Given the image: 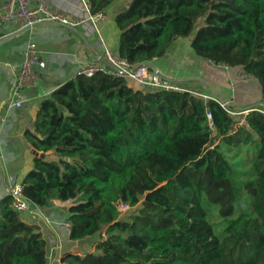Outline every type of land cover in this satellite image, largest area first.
Instances as JSON below:
<instances>
[{"label":"trees","instance_id":"obj_1","mask_svg":"<svg viewBox=\"0 0 264 264\" xmlns=\"http://www.w3.org/2000/svg\"><path fill=\"white\" fill-rule=\"evenodd\" d=\"M118 1L90 0L105 14ZM113 20L116 52L129 63H155L195 32L197 56L241 68L264 96V0H131ZM25 135L52 152L23 176L26 199L39 208L71 202L70 240L94 246L65 263L264 264L261 111L232 115L212 97L77 75L40 103ZM237 154L251 173L238 170ZM120 205L133 215L122 218ZM213 209L223 215L219 232ZM47 249L11 196L0 198V264H48Z\"/></svg>","mask_w":264,"mask_h":264},{"label":"crops","instance_id":"obj_2","mask_svg":"<svg viewBox=\"0 0 264 264\" xmlns=\"http://www.w3.org/2000/svg\"><path fill=\"white\" fill-rule=\"evenodd\" d=\"M130 1H118L115 7L108 10L106 19L98 24L99 32L93 31L87 35V31L82 27L60 24L38 25L18 31L14 22L1 16L10 0H0V198L9 195L11 185L21 183L23 176L32 169L33 160L38 157L35 151L44 154V157L52 158L51 151L43 153L31 146L26 138V131L33 129L40 103L76 77L82 64L104 63L105 46L116 52L119 31L113 18L117 10ZM47 4L51 9L71 16L81 11L80 0H47ZM31 5H35L34 1ZM29 41L35 42L39 48V84L26 92L27 100L21 108H10L7 100L22 61L23 50ZM160 61L161 59L156 60L154 64L157 65ZM210 63L204 64L203 78L198 79L204 86V94L225 102L239 114L246 115L252 109L264 113L263 93L260 86L252 84L253 79L250 83L240 82L239 76L244 73L241 68L230 67L226 71ZM156 69L161 76L177 81L185 88L187 85L189 87V82L197 80L184 78L183 75L182 79L164 75L159 65ZM193 87L196 85L193 84ZM71 204L54 201L51 207H35L32 211L20 215L24 222L35 224L42 231L48 245V264H67L63 261L64 256L77 253L83 245L85 248V244L87 249L89 245L90 249L94 248L87 242L70 240V230L64 222L68 221V209Z\"/></svg>","mask_w":264,"mask_h":264},{"label":"built area","instance_id":"obj_3","mask_svg":"<svg viewBox=\"0 0 264 264\" xmlns=\"http://www.w3.org/2000/svg\"><path fill=\"white\" fill-rule=\"evenodd\" d=\"M33 1L35 5L32 6ZM80 3V13L71 16L51 9L47 0H10L8 6L3 9L4 12H1V16L14 22L18 31L34 28L38 25L60 24L68 27H82L87 31V35L93 31L99 32L98 24L106 19V14L103 11L94 12L90 0H80ZM103 56L107 64L84 63L81 65L78 75L92 77L96 74H104L113 78L127 77L135 82L138 87L146 88L151 94H156L159 91L190 92L181 83L159 75L150 63L138 65L129 63L107 46L103 49ZM39 64L38 45L29 41L23 50L22 61L16 71L15 81L7 100V105L10 108H21L27 100L26 92L38 86L37 67ZM218 67L226 71L230 69L226 64L218 65ZM251 80L252 78L245 73H241L239 76L240 82L250 83ZM230 113L232 115L237 114L236 112ZM208 117L211 119L210 114ZM9 195L12 198L13 209L20 215L30 212L36 207L26 199L21 183H13ZM128 207L127 205H120V211H125ZM64 225L71 231L69 221L64 222Z\"/></svg>","mask_w":264,"mask_h":264},{"label":"rangeland","instance_id":"obj_4","mask_svg":"<svg viewBox=\"0 0 264 264\" xmlns=\"http://www.w3.org/2000/svg\"><path fill=\"white\" fill-rule=\"evenodd\" d=\"M202 25H203V19L197 21L195 32ZM195 32H193V34L189 38H179V39L175 40L172 43L171 47L169 48V51H170L169 54L166 57L163 56L161 61L159 62V64L156 65V64L152 63L154 66L151 63L150 64L154 68L158 67V65H159L160 69L162 70L164 75H169V76H172L173 78L182 79V75H183L184 78L189 77V78H195L194 80L197 79L195 82H191V83L189 82V87L187 85V90L190 91L191 93L197 95V96H201V97L207 99V97H211V96L210 95L208 96V94H204L205 93L204 86L201 85V82H198L199 81L198 79L201 80V78H203L202 74L204 72L203 70H205L204 64L209 63V61H206V60L200 58L199 56H197L191 47L192 37H193ZM210 64H213V63H210ZM213 66L218 67L215 64ZM131 83L133 85H135V82H133L132 80H131ZM192 83L196 85L195 88L193 87ZM252 84H256V85L260 86L258 81L254 80V79H253ZM135 86H137V85H135ZM212 98L216 99L214 97H212ZM263 99H264V96H263ZM217 101H219V100H217ZM258 107H260V106H258ZM236 113L239 114L238 112H236ZM243 150L245 151L244 154L247 156V159H252L253 154H254V149H252L249 152V149H247L246 147H243ZM240 156H241V154H237L233 158V162L235 164H239L241 166L240 167L239 165H237L240 167L238 170L241 172H245V173H247V172L251 173L250 167L248 165H245V166L242 165L243 160L241 159ZM245 164H247V163H245ZM238 176H237V178H239ZM134 210H135V208L128 207L127 210L121 211V217L125 218V219L130 218L133 215ZM222 216L223 215L219 213L218 209H213L211 211V220L214 222L217 232L222 230V227L224 224ZM91 245H92V243H91ZM90 248L91 247L89 245V249H87V246L85 244V248L83 245L82 248H80L78 252H80L81 254H85L88 251H94V248L93 249H90Z\"/></svg>","mask_w":264,"mask_h":264},{"label":"water","instance_id":"obj_5","mask_svg":"<svg viewBox=\"0 0 264 264\" xmlns=\"http://www.w3.org/2000/svg\"><path fill=\"white\" fill-rule=\"evenodd\" d=\"M104 64H107L106 61L104 62ZM155 70L157 71V69L155 68ZM158 72V71H157ZM159 73V72H158ZM160 75V74H159ZM217 99V98H216ZM219 100V99H217ZM220 101V100H219ZM221 104L223 105V107L228 111V112H232V110L230 109V107L225 103V102H221ZM35 155H37L39 158H44V154H38L35 151Z\"/></svg>","mask_w":264,"mask_h":264}]
</instances>
